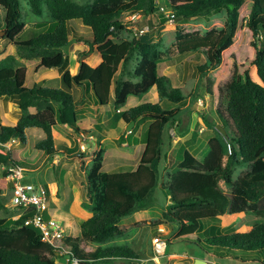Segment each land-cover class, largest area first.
<instances>
[{"label":"trees","instance_id":"16d2710c","mask_svg":"<svg viewBox=\"0 0 264 264\" xmlns=\"http://www.w3.org/2000/svg\"><path fill=\"white\" fill-rule=\"evenodd\" d=\"M123 2L95 0L92 4L80 5L73 0H29L34 15L43 16L46 7L51 20L38 22L33 26V37L24 40L21 36L27 26L22 21L20 0H0V8L5 12L7 35L4 38L32 56L41 54L37 70L65 68L68 60L65 50L71 36L89 46V51L82 54L84 58L77 71L63 73L61 88L38 85L28 88L25 68L16 69L11 64L0 68V100H14L22 112L16 125L8 126L2 123L0 110V143L5 145L18 140L27 145L28 131L37 129L43 134L35 148L38 152L50 157L59 150L74 154L72 149L56 144L53 131L59 124L101 141L105 138L103 128L85 131L78 126L82 112L78 111L80 102L72 91L74 87H87L92 103L100 109L111 104L114 85L113 100L119 119L127 125L136 124L129 135L119 139L120 145L128 143L127 147L121 148L119 156L137 159L138 154L132 153L141 144L145 147L137 167L121 172L105 171L103 144L93 157L88 153L79 155L81 168L86 171L91 204L82 210L84 221L78 237H66L48 244L38 228L26 225L34 213L18 220L0 218V264H65L63 259L68 260L66 264L74 261L78 264H137L142 259L140 252L131 246L106 244L126 236L128 229L120 225L121 221L155 206L152 196L160 186L161 168L171 146L169 134L166 139V127L172 129L175 126L180 130L183 126H180L183 120L179 117L189 96L172 87L171 77L161 75V43L139 36L130 41H116L118 35L115 32L126 29L120 19L126 12H142L149 21L153 16H159L161 25L170 19L178 23L196 18L210 21L226 13L223 29L206 35L188 33L176 38L180 56L190 57L203 49L208 51L209 64L197 62L196 66L201 78L206 80V90L213 99L220 123L214 124L210 119L205 124L208 129L221 126L225 133L219 129L198 156L187 150L180 156L168 184L162 185L169 192L171 202L164 216L167 221L178 224V242L195 245L207 254H216L218 249L229 254L242 252L245 256L236 257V260L264 264V259L260 258L264 257V223L247 232L231 234L222 233L214 225L205 230L206 222L226 215L253 214L264 218V0H166L162 7H158L155 0H148L144 9L136 0L130 4ZM75 20H81L91 28V40L70 27ZM150 24L152 28L156 27L152 22ZM243 28L249 33L250 46L245 48L242 59L239 55L233 62L226 110H223L217 106V91L220 90L208 75L219 67H224L227 74L231 73L232 64L226 54L237 44L235 40ZM93 54L101 57L96 67L87 60ZM134 60L137 64L131 69ZM150 92L157 95V99L159 96L160 103L167 100L177 106L164 109L159 103H148L146 97L141 105L129 111L120 109L131 97ZM31 108L36 109V113H31ZM139 124L144 127L141 138L134 135ZM90 158H93L91 168H86ZM2 166L35 170L37 165L32 157H22L19 150H0V211L11 213L3 197L11 191L12 185ZM239 169H245V172L236 176ZM40 183L49 190L48 185L53 181L47 182L43 178ZM53 216L52 212L45 213L44 219ZM155 233L160 234L159 231ZM171 252L169 247L163 258L165 261Z\"/></svg>","mask_w":264,"mask_h":264},{"label":"rangeland","instance_id":"374dc122","mask_svg":"<svg viewBox=\"0 0 264 264\" xmlns=\"http://www.w3.org/2000/svg\"><path fill=\"white\" fill-rule=\"evenodd\" d=\"M73 1L80 5H87L92 4L95 0ZM123 1L124 4H130L134 0ZM136 1L143 9L146 3H148V0ZM165 2L166 0H155L158 7H162ZM20 3L22 8V21H24L27 26L21 37L24 40H29L33 37V26L38 22L50 21L51 17L46 7H44L43 16L39 17L32 13L29 0H20ZM121 7L123 8V4H121ZM136 7L137 6L133 7L132 10ZM120 19L126 29L121 32H115V35H118L116 41H130L135 36H139L143 40L161 43L162 46L160 47L159 53L162 62L159 66V71L161 75L171 77L172 87L174 89H179L189 96L186 105L189 102L191 105L188 108L185 107L181 112L179 119L183 120V123L180 124V126H183H181L180 130L174 126L172 129L175 131H172V134H170L168 132L171 127H166V139L168 134L171 139V146L168 148L167 159H169L168 157H171L174 160L168 167L165 166L168 161L166 160L164 166L161 168L160 186L155 190L152 196V199H155L156 202L155 206L149 210L141 211L144 213V216L141 214V216H132L121 221L120 225H123L128 229L126 236L110 241L106 246H131L142 255V259L137 264H169L170 261L174 264V262L180 261V256L170 255L169 259L166 261L162 258H159L158 260L155 259L152 240L156 235L155 232H160V228L165 229L166 232L164 235L168 241L176 238V235L179 232L178 224L169 222L165 219L164 215L166 207L169 205L168 202L170 195L168 191H165L162 188V185L168 184L170 176L176 170L180 156L186 148L182 144H178V142H176L178 139L175 138H178V136H180L179 131L182 132L184 126L189 124L191 127L189 126L188 132L192 131L191 135H198L200 137V147L193 150L196 154L198 150L200 151L201 148L204 150L206 147V142L209 137H211V135H208L211 133L216 136L217 131L219 130L218 127L208 129L205 123L210 119V122H214V124L220 123L214 111L213 99L208 95L206 90V80L201 78L196 66L197 62L200 64H209L208 51L203 49L199 53L190 57L180 56L177 49L176 38L179 35L188 33L206 35L213 30H221L226 24V13L215 16L210 21L196 18L189 22L178 23L175 22L174 19H170L164 25L160 24L159 16H153L149 21V18L142 12H126L122 14ZM150 22L155 24L156 27L152 28ZM70 27L74 31H78L87 40L92 39L91 28L86 27L81 20L71 22ZM5 29V12L0 8V32L5 31ZM248 36L249 33L243 28L242 33L235 40L237 44L226 54L227 59L232 64L231 73L227 74L224 67H219L216 71L212 72L209 77V79L212 80V83L220 90L217 91V98L219 99L217 106L223 110H226L227 85L232 79L233 62L236 61V56L239 57L240 55V59H242V53L245 52V48L250 46V43H248ZM0 47V68L7 64L13 65L16 69L25 68L27 71L26 86L28 88H33L36 85L40 87L61 88V77L63 73L66 70L77 71L80 61L84 58L82 54L89 51V46L87 44L84 42H78L73 36H71L70 45L65 50L68 58L66 67L54 70H37L42 59L41 54L32 56L30 52L16 47L15 44L7 38H0ZM87 60L91 65L96 67L100 64L101 57L98 54H93L89 56ZM136 64L137 60H134L131 64V69H134ZM89 92L90 90H88L87 87H84V89L74 87V90L72 91L76 100L80 102L78 111L82 112V119L78 123V126L85 131H94L96 127L103 128V135H108V138L101 141L94 140L87 134H82L65 125L59 124L53 131L54 138L58 145H64L63 148L66 146L67 149L75 151L74 154L72 153L73 155H69L67 153L68 151L61 152V150H59V153L53 157L47 156V154L43 152H38L35 148L37 143L43 139V134L37 129L28 131L29 140L27 145L18 141L17 143H13L12 147V149L19 150L22 157H32L34 163L37 165L35 171H31L30 174H27L29 180L26 181L39 183L43 178L47 182L50 180L53 181V183L48 185L52 206L51 212L54 213L53 217L60 220L63 224L62 229H65L67 236L71 237H77L80 235V227L83 223L82 210L85 205L91 204L90 196L88 194L86 171L81 168L79 155L81 153H88L90 154L89 156L93 157L99 153L103 144V149L107 151L105 154V159H107L105 162V171L113 172L118 170V163L120 160L124 161L120 169H132L131 167L134 163L133 161H128V158L119 156L114 152V150L121 152V148L126 146L120 145L119 139L122 136L126 137L128 135L129 127L118 117L119 112L115 108L113 100L114 85L112 86L111 91V106L105 108L99 109L95 106L91 101L92 96ZM152 95L153 94L150 92L149 96H145L147 97L148 103H159L164 109H172L177 106L171 104L167 100L160 103L158 100L159 98H156L157 95ZM200 99L203 100V106L202 102H199ZM139 102L140 103H138V98L131 97L128 103L123 105L120 109L123 112L129 111L131 108L142 104V101L139 100ZM184 105L185 103L182 107ZM0 110L2 123L4 125L14 126L22 116L20 108L12 99L0 100ZM30 112L36 113V109L31 108ZM135 127L136 125L134 128ZM138 127L139 128L134 135L135 137L140 138L144 132V127L142 124H139ZM201 129L204 130L203 133H201ZM190 137L191 136H189V138ZM144 150L145 147L139 145L132 153L133 155L138 154L137 159H135L136 162H139L138 160H140ZM202 151L199 154H201ZM92 159L93 158H90L88 160L86 168H91ZM243 172H245V169H239L236 176ZM36 179H38V181H35ZM60 180H63L65 184L62 185ZM222 188L225 191H228L224 184H222ZM11 191L6 193L3 197L4 200L8 202L6 207H10L11 205ZM9 209L11 210V213L3 210L0 211V218H14L21 215L20 213L22 211L17 209L12 210L11 208ZM261 223H264L263 217L246 214L242 217L238 215H226L220 217L219 220L208 222L207 225H215L222 233L231 234L235 232H247ZM173 241L174 243L171 245L172 251L179 253H195L197 256L203 255L205 256L204 260L209 261L210 264H263L252 262L251 260L248 262L236 260V257L240 258L241 256H245L242 252L236 253L233 251L229 254L228 252L218 249V253L208 255L207 252H204V250L195 245L183 242L177 243L176 240ZM90 249H93V247ZM260 258L264 259L262 256ZM58 262H61V260L59 259ZM62 263L66 264L68 263V260L63 259ZM183 264H192V262H184Z\"/></svg>","mask_w":264,"mask_h":264},{"label":"built area","instance_id":"2783aa9c","mask_svg":"<svg viewBox=\"0 0 264 264\" xmlns=\"http://www.w3.org/2000/svg\"><path fill=\"white\" fill-rule=\"evenodd\" d=\"M15 142V141H13ZM13 142L2 145L0 143V150L12 149ZM4 172L8 173V181L12 184V198L9 208L22 211L15 220L20 219L23 214L34 213V217L26 221V225H34L40 229L44 241L53 244L55 241L64 238L65 231L62 229L61 222L55 218L49 220L44 219V213L48 212L50 208V201L47 196L46 189L42 185H35L33 183L25 182L26 169L19 166H4ZM166 243L160 239L154 240V251L161 255L164 253ZM74 264H77L75 261Z\"/></svg>","mask_w":264,"mask_h":264},{"label":"crops","instance_id":"0c3cea01","mask_svg":"<svg viewBox=\"0 0 264 264\" xmlns=\"http://www.w3.org/2000/svg\"><path fill=\"white\" fill-rule=\"evenodd\" d=\"M98 66V65H97ZM212 73V72H211ZM210 75L211 74H209V77H210ZM115 95V94H114ZM150 95V93L149 94H147V95H142V96H140V97H136V98H138V103H140L139 102V100L140 101H143L146 97L145 96H149ZM133 98V97H132ZM112 103V102H111ZM139 105V104H138ZM191 105V103L189 102L187 105H186V108H188L189 106ZM109 106H111V104L109 105ZM198 106V105H197ZM186 125H188L187 127H184L183 128V130H182V132H180L179 131V133H180V136H179V138H178V140L176 141V142H178V144H182L183 146H185L186 148H185V150H187V151H189L191 154H193L194 156H197L203 149L201 148V150L199 151H197V153L195 154L194 153V151L193 150H195V149H197L198 147H200V137L198 136V135H191L192 134V131H190V132H188V130H189V124H186ZM191 127V126H190ZM185 133H187V134H185ZM128 135H129V133H128ZM211 135V137H209V139L207 140V142H209V140L211 139V138H213V137H215L214 135H212L211 133L208 135V136H210ZM189 136H191L190 138H189ZM104 139H106V138H108V135H104ZM140 138H141V136H140ZM104 139H102V140H104ZM182 142V143H181ZM207 142H206V144H207ZM187 143V144H186ZM56 144H57V141H56ZM58 145V144H57ZM126 145V146H125ZM142 145V144H141ZM123 146H125V147H127L128 146V143H124L123 144ZM144 146V145H143ZM125 147H123V148H125ZM184 150V151H185ZM173 151V150H172ZM171 151V152H172ZM61 152H66V150L65 151H61ZM114 152L117 154V152H118V154L117 155H119V151H117V150H114ZM170 152V153H171ZM69 155H73L72 153H70V152H67ZM106 153H107V151H106ZM28 157H30V156H28ZM24 158H26V157H24ZM107 160V159H106ZM168 161L166 162V164H165V166L166 167H168L170 164H171V162H173V160L174 159H172L171 157H169V159H167ZM128 161H133L134 163L132 164V168L134 167V168H136L137 167V165H138V163L140 162V160H138L139 162H136V160L134 159V160H132V159H129ZM122 163H124V161H122V160H120L119 161V163H118V170H116V171H113V172H121V171H126V169L127 168H122V169H120L122 166ZM24 169H26V180H29V178H28V175L27 174H30V172L31 171H35V170H29L28 168H26V167H24ZM120 169V170H119ZM31 179V178H30ZM35 181H38V179H36ZM170 203V201L168 202V204ZM141 214L144 216V213L143 212H138V213H136L135 215H133V216H135V217H137V216H141ZM217 220H219V218L217 219ZM212 221H216V220H212ZM208 222H210V221H208ZM208 222H206V228H205V230H207L208 231V229H209V227L210 226H208L207 224H208ZM211 226H213V225H211ZM215 226V225H214ZM173 240H176V242L177 243H180V242H178V240L176 239V238H174V239H171V240H169V242H168V246H167V250H169V247L171 248V245L174 243V241ZM170 245V246H169ZM204 252H206L205 250H204ZM203 252V253H204ZM210 254H214V253H208V255H210ZM172 255H174V256H180V258L181 259H179L180 261L179 262H174V264H183L184 262L186 263V262H192V264H195L196 262H197V260H199V259H205V256H197L195 253H182V252H174V251H172L171 252V256ZM169 257H170V255H169ZM169 257H168V259H169ZM209 262V261H208ZM170 263H171V261H170ZM210 263V262H209ZM173 264V263H172Z\"/></svg>","mask_w":264,"mask_h":264},{"label":"clouds","instance_id":"9594fccd","mask_svg":"<svg viewBox=\"0 0 264 264\" xmlns=\"http://www.w3.org/2000/svg\"><path fill=\"white\" fill-rule=\"evenodd\" d=\"M211 74V73H210ZM208 78H209V75H208ZM212 81V80H211ZM158 98H159V96H158ZM159 100V99H158ZM202 102L203 100L202 99H200L199 100V102ZM202 106H203V102H202ZM119 112V111H118ZM136 125V124H135ZM129 126V125H128ZM220 129V128H219ZM172 131H175L174 129H171L170 130V134H172ZM203 129H201V133H203ZM130 132H132V131H128V133L130 134ZM175 134V133H174ZM173 134V135H174ZM172 135V136H173ZM91 138H93L94 140H95V138L94 137H91ZM178 138H179V136H178ZM178 138H175V139H178ZM173 140V139H172ZM13 141H15V142H13ZM11 142H13V143H17L18 142V140H12ZM10 142V143H11ZM20 142V141H19ZM173 142H175V141H173ZM9 144V143H8ZM3 145V144H2ZM5 145H7V144H5ZM13 147V146H12ZM10 150H13V149H10ZM10 150H1V151H10ZM4 166H2V168H3ZM10 167V166H9ZM20 167V166H19ZM24 168V167H23ZM2 171H3V169H2ZM25 182H27V183H33V184H35V185H37V186H39V185H42L45 189H46V192H47V196H48V198H49V201H50V208H49V210H48V212H46V213H50L51 212V208H52V206H51V199H50V192H49V190L42 184V183H40V181H39V183H37V182H29V181H26V178H25ZM12 185V184H11ZM12 192V191H11ZM12 198V197H11ZM169 201H170V198H169ZM171 203V202H170ZM169 203V204H170ZM7 208H9V207H7ZM151 209V208H150ZM11 211V210H10ZM146 211V210H145ZM141 212V211H140ZM138 213V212H137ZM26 214H28V213H26ZM26 214H23L22 213V216L23 215H26ZM45 214V213H44ZM136 214V213H135ZM134 214V215H135ZM21 216V217H22ZM20 217V218H21ZM13 218V217H12ZM52 218H54V217H52ZM14 219V218H13ZM56 219V218H55ZM128 219V218H127ZM15 220V219H14ZM46 220V219H45ZM58 220V219H57ZM125 220V219H124ZM60 221V220H59ZM84 221V220H83ZM61 222V221H60ZM61 225L63 226V224L61 223ZM82 225V224H81ZM81 228V227H80ZM40 230V229H39ZM64 231H65V229H64ZM166 231H165V229H161L160 228V234H158V235H155L154 236V238H153V240H152V244H153V246H152V248H153V253H154V256H155V259L156 260H158L159 258H164L165 256H166V252H167V246H168V240H166V238H165V235H164V233H165ZM178 234V233H177ZM66 237H71V236H67V234H66V231H65V236H64V238H66ZM78 237V236H77ZM176 237H177V235H176ZM63 239V238H62ZM155 239H160V240H162V241H164L165 243H166V248H165V251H164V253L163 254H161V255H158V254H156L155 253V251H154V240ZM43 240H44V238H43ZM45 242V241H44ZM47 243V242H46ZM49 244V243H48ZM204 260V259H203ZM75 262V261H74ZM74 262H73V264H74ZM209 263V262H208ZM78 264V263H77ZM210 264V263H209Z\"/></svg>","mask_w":264,"mask_h":264},{"label":"water","instance_id":"95a60500","mask_svg":"<svg viewBox=\"0 0 264 264\" xmlns=\"http://www.w3.org/2000/svg\"><path fill=\"white\" fill-rule=\"evenodd\" d=\"M6 35H7L6 31L0 32V38H4ZM134 126H135V122H132L128 127V131H132L134 129ZM218 128H220L222 130V132L225 133V130L221 126H219ZM195 264H209V263L206 260L199 259V260H197V262Z\"/></svg>","mask_w":264,"mask_h":264}]
</instances>
